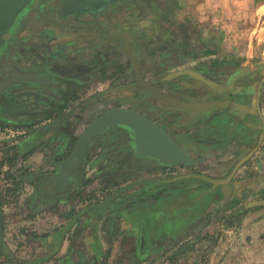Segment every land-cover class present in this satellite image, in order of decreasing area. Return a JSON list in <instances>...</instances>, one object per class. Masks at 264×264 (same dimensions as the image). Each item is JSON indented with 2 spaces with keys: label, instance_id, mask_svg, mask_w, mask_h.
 Here are the masks:
<instances>
[{
  "label": "crops",
  "instance_id": "crops-1",
  "mask_svg": "<svg viewBox=\"0 0 264 264\" xmlns=\"http://www.w3.org/2000/svg\"><path fill=\"white\" fill-rule=\"evenodd\" d=\"M161 1L162 6L172 3L173 7L164 8L176 14L177 22H205L200 25V33L189 29V36L194 35L192 38L202 44L200 51L204 56L216 55L219 44L233 49L235 55H249L245 34L252 27L250 22H261L263 13L259 18L258 14L264 9V0ZM220 30L221 35H217ZM206 41L213 47L206 48ZM240 43L243 50H235ZM238 68L245 77L232 82L236 90L227 97L229 104L208 113L198 112L202 117L198 119L205 122L187 135L189 140L198 141L199 148H204L193 151L202 155L203 162L216 156V162H226V173L239 157L251 154L230 179L233 186L248 187L244 186L241 196L229 198H243L240 200L249 209L226 214L224 221L233 222L223 223L222 232L214 234L209 228L225 214L217 215L211 210L213 206L202 200L207 199L210 185H203L205 191L199 194L200 188L190 187L192 175H181L176 168H121L119 172L129 175L115 181V165L92 166L83 172L78 169L75 176L65 169L54 179L56 167L51 158L56 159L63 150L51 153L45 147H36L38 152L35 149L32 154L36 143L29 140H40V133L47 139L53 131L43 132L40 126L47 120H39L32 130L23 129L17 144L20 158L10 170L15 198L12 204L3 203L5 230L0 241L9 251L8 258L15 260V264H151L168 252L192 250L199 238L208 235L209 241L220 240L217 249L224 248L226 264L264 261V206L253 204L258 190L264 194V73L248 66ZM254 78L260 81L256 82L257 94L252 100L247 82ZM211 169L215 175L223 170L215 166ZM0 194L4 202L3 187ZM184 208L189 211L187 215L182 214ZM253 217H257L255 222ZM168 218L169 224L164 225ZM9 219L13 220L11 225ZM8 225L13 229L9 231ZM206 229H210V236ZM243 255L258 259L239 263Z\"/></svg>",
  "mask_w": 264,
  "mask_h": 264
},
{
  "label": "flooded vegetation",
  "instance_id": "flooded-vegetation-1",
  "mask_svg": "<svg viewBox=\"0 0 264 264\" xmlns=\"http://www.w3.org/2000/svg\"><path fill=\"white\" fill-rule=\"evenodd\" d=\"M132 1L108 0V2H102L83 11L63 14L60 9L65 0H33L21 15L10 40L0 54V85L6 83L5 86L0 87V97L3 99L0 120H6L4 118L8 117L21 120L26 117L25 115H29L28 120L38 116H42L40 120H47L40 127L43 131L44 129L53 130L49 138L39 140L35 137L29 140V143L33 141L37 145L31 151L32 154L39 147H45L46 149H44L48 152V146L51 143L55 148L51 153L63 150L59 157L51 158L56 167V172L53 174L54 179L61 175L64 165L65 169L71 165V161L68 159L85 128L104 112L116 106L132 108L147 114L171 132L181 143L188 146L192 152L196 149H204L198 147L197 140L192 141L187 137L193 130L199 128V124L205 122V120L198 119L201 117L199 116L201 113L190 114L187 110L173 108L174 104L170 101L149 91L141 82L142 78L152 86L164 90L176 98L201 102L228 100L227 97L236 90L232 82L236 83L235 78L245 77L242 75L243 73L240 74L241 70L238 66L230 71L224 66H219L220 63H224V59L220 55L204 56L206 54L200 51L203 47L202 44L187 33H171V36L163 37L159 35L160 33H154V30L149 29V25L144 22H127L126 28H122L123 25L115 20V14L129 6L128 2ZM152 3L154 8L159 6L157 2ZM39 10L44 15L58 18L75 26H59L45 19ZM140 14L142 16L144 13L140 10ZM159 24L161 27L162 24L160 22ZM36 26H41L40 32H37L38 35L44 33L48 39H56L68 31H73L72 35L76 38L86 36L87 39L81 44L76 38L67 41V43L62 42L55 49L49 44L44 50L48 51L44 52L48 54L47 60L40 56L39 53L41 52L35 48L31 49L33 56H31L30 61L34 65L31 69L20 68L21 57H13L12 61L9 62V53L23 52V42L19 41L22 39V35L18 33L20 28L26 31ZM162 28L165 27L162 25ZM86 53L90 54L87 56L89 59L86 58L87 63L84 65L79 64L81 66L76 75L69 72L65 64L57 62L59 57L65 61L67 58L75 59L72 58L74 57L72 54ZM51 59L53 61H49ZM181 65L183 67L178 69ZM170 69L175 70L170 71ZM24 74L45 76L52 79L53 82L42 83L24 79L9 82L12 78ZM260 80L254 78L247 82L248 86H246L252 92V100L257 94L256 86L258 85L256 82ZM22 87H25L23 89L39 88L43 91L47 90V93L50 94L45 95V97L32 94L28 97L31 100L25 102L16 95L17 90ZM80 92H86L85 98H80ZM72 99L77 100L73 106L69 102ZM149 108L158 111V116L147 113ZM23 114H25L24 117L20 118L19 116H23ZM12 115L14 117H11ZM262 131L261 129L259 139L263 134ZM243 157H239L240 159L238 158L234 164H237ZM215 158L216 156L212 159L215 162L210 164V168L204 171L197 170L195 168L197 164L195 166L188 165L190 167L187 169L181 168L180 164L172 166L156 164L154 158L136 154L133 137L128 129L113 125L92 135L83 160L70 174L75 176L79 171L83 172L85 168H92V166L107 168L115 165L116 181L120 178H127L129 175L128 172H119L121 168L137 169L159 166L165 171H170L169 167L177 168L175 170L180 169L181 173L179 174L181 175H192L190 179L193 181L189 183L191 189L200 188L201 190L203 185H207V182L210 183L208 184L210 185L208 191L214 192V194L212 193V196L207 198L208 200L205 198L204 200H207V205L213 206L216 213L221 214L225 209L220 211L221 207H215L219 203L218 201L220 199L227 200L233 196H241L242 193L244 194L243 190L246 185L233 186L230 181L215 184L211 180L197 175V173H201L218 179L226 178L230 174V172L226 173L227 168L223 166L226 162H216L217 158ZM51 160L47 162H51ZM202 163L203 161L198 164ZM13 166L10 168L11 170ZM214 166L223 170L215 175L211 171ZM187 186L186 184L185 187L187 188ZM204 191L205 189H202L198 192L200 194ZM255 196L257 197L256 200L264 198V194L259 190ZM0 204L3 217L1 194ZM259 206H264V204ZM3 230H5L4 226Z\"/></svg>",
  "mask_w": 264,
  "mask_h": 264
},
{
  "label": "rangeland",
  "instance_id": "rangeland-1",
  "mask_svg": "<svg viewBox=\"0 0 264 264\" xmlns=\"http://www.w3.org/2000/svg\"><path fill=\"white\" fill-rule=\"evenodd\" d=\"M152 2H157L159 4V6L154 8V5ZM128 3H129L128 4L129 6H126L125 8L117 11V13L115 14V20L117 21V23H121L123 25L122 28H126L127 22H133V23L144 22L145 24L149 25V29L154 30V33H156V34L160 33L159 35H162L163 37H165V36H171L172 35V34L171 35L167 34L168 33L167 30H169V33H176V34H181L183 32V33H187L189 35L191 33L190 30H194L192 33L196 32V31H197V33H200V31H201L200 25L204 26V23H205V22H194V23H192V22H177L176 14L170 10H165V8H164V7H166V8L173 7V6H171L172 3H169V2H166V4H164L165 6H162L163 1H161V0H133L132 2H128ZM140 10L145 15L142 14V16H141ZM262 13H263V15H262L261 22H255V20H254V22H250L252 27L249 28V31L247 32V34H245L248 36V38H247L248 42L245 43L246 44L245 46L247 47V50L250 51L249 55H247L245 57H241V55H235L236 53L233 54V51H231L233 49L230 50V48L224 47L222 44H219V46L216 47L215 53H216V55H220V57H223V59H224L223 60L224 63H220L221 65H219V66H224V68L228 69V71L234 70V67H236V66H240V67L248 66V67H251L252 69L258 68V70H262V72L264 73V55H263L264 54V20H263L264 9L259 12L258 18H259V16H261ZM159 22L165 28H162V25L160 27ZM206 23H210V22H206ZM40 28H41V26H36V27H32L30 30H26V31H24L23 29L20 28L18 33L22 35V39L19 41L23 42L22 43L23 52H21V53L18 52L17 54L16 53H9L8 57H10V58L7 57L9 59L8 60L9 62L12 61L13 57L14 58L21 57L22 59L20 60V62H21L20 68L31 69L32 66H34V65H32L33 63H31V61H30L31 56H33L31 49L35 48V50H38V52H41V53H39L40 56L44 60H47L48 54L44 53V52H48V51H44V50L48 47L49 44L51 45V47L53 49H55V47L60 46V44L62 42L67 43V41L69 42L70 40L76 38V37H74V35H72L73 31H70V32L68 31V32H65L66 34L64 33L63 35L59 36L56 39H48V36H46L44 33H41V34L39 33V35H38L37 32H40V30H41ZM170 29H172V32H170ZM213 30L217 31V28L213 27ZM244 31H246V29ZM220 33H221V30L217 33V35H221ZM196 37H198V36H196ZM218 37H221V36H218ZM76 39H77L78 43L81 44L83 42H86L85 40L87 39V37L85 36V37L76 38ZM242 44L241 43L238 44V46L236 47L235 50L239 51L240 49H242V48H240ZM213 45L214 44L210 43L209 41H206L204 44V46L206 48H208V47L212 48ZM67 50H68V48H67ZM89 51H91V50H89ZM87 53L81 54V55L72 54V56H74L72 58H75V59L67 58V59H65V61L61 60V58L59 57V58H57L58 59L57 62L60 64H65V66H66V68H68L69 72H71V73L73 72V74L76 75L78 73V68L81 66L79 64L84 65V63H87L86 58H88L87 56L90 55ZM82 55H84V56H82ZM238 56H240V57H238ZM14 61L16 62V60H14ZM49 61H53V59H51ZM5 64H6V62H5ZM5 64H4V66H5ZM231 66H233V67H231ZM96 86H94V87H96ZM23 88H25V87L18 89L16 95L19 98H22L23 101H25V102H27V101L29 102L28 97L32 96V94L38 95V96H43V97H45V95L48 96L50 94V93H47V90L43 91L42 89H39V88H28V89H23ZM79 94H80L79 95L80 98H85V96H86V92H80ZM34 97H33V99H35ZM2 100H3L2 97H0V105H1ZM69 102L73 106L74 103L77 102V100L72 99ZM0 112H2V110ZM146 112L152 116H158L157 115L158 111H154V109H152V108H149ZM24 115L25 114H23V116ZM25 116L26 117L24 118V120H12L11 122H7L5 120H3V121L0 120V189L3 187L4 194H5L3 196V199H4L3 203H5L6 205L12 204L13 203L12 201L15 198V196H14L15 193L11 189V184H10L9 178L12 177L10 168L13 166V164L18 162V159L20 158V156H19L20 153L18 151L17 144L19 143V141L23 135V129H25L28 132L29 129L32 130L31 128H33V127H35V125H37L36 122L34 124L28 125L27 120H26L27 115H25ZM159 120H162V119H159ZM26 126H27V128H26ZM48 148H49L48 152L55 150L52 143L48 146ZM37 152H38V150L36 151V153ZM213 161L214 160H212V159L209 162H208V160L204 161L202 164H197L195 166V168L197 170H201V171L202 170L203 171L208 170V168H210L209 167L211 164L210 162H213ZM178 170H180V169H178ZM204 186H206V184ZM201 189H203V186ZM240 199H243V198L240 197ZM240 199H237L236 201L233 200L230 202H225L224 200H219L223 203L221 205L219 203H217V205H215V207L216 206L218 208L221 207L220 211L222 209H225L224 211H222L221 215H223V212H225V214H224V217H221L219 215L220 220H217L214 225L211 223V226L209 227L211 229V230L209 229L211 232H213L214 234H216L220 231L222 232L223 231L222 230L223 223L225 225H230L229 223L233 222L232 219H231L232 221L229 220L228 222H225L224 219H225V216H227L226 214L234 212V210L237 211L239 206H242L243 204H245ZM261 211H263V209H261L259 212H261ZM217 215H218V213H217ZM256 218L257 217L252 218L253 222H255L257 220ZM169 220H170L169 218L166 219V221H164V225H166L169 222ZM11 223H13V220H11V222H10V219H9L8 224L11 225ZM234 223H236V222L234 221ZM232 225H235V224H232ZM7 228L9 229V231L13 229L10 226ZM209 230H207V231L209 232V236H210L211 232ZM208 232H206V234H208ZM221 235H222V233L219 234V237ZM207 237H208V235H207ZM207 237L205 236V237L199 238V242L194 243V247L192 248V250H188V251L186 250L183 252L180 251L177 254H171L170 252H168L164 256V258H159L158 260L150 262V263L151 264H226L224 262V260H226V259H224V257L227 254L225 256H223L225 254L224 248L222 247L223 249H221V248L217 249V246L221 243L220 240L218 239L216 241H213L212 239H210V241L212 240L210 242ZM0 241H1V235H0ZM4 241H5V239H4ZM220 247H221V245H220ZM8 257L9 256L3 255V253H1L0 254V262H2V264H15V260H12ZM191 258H194V260H191ZM255 258L258 259V257L252 256V255H250L248 257L244 256L241 258L242 260H240L239 263L240 262H251V260H255ZM257 262H262V261H257Z\"/></svg>",
  "mask_w": 264,
  "mask_h": 264
},
{
  "label": "water",
  "instance_id": "water-1",
  "mask_svg": "<svg viewBox=\"0 0 264 264\" xmlns=\"http://www.w3.org/2000/svg\"><path fill=\"white\" fill-rule=\"evenodd\" d=\"M112 1V0H111ZM33 0H0V54L6 47L10 40L21 15L31 5ZM102 2H108V0H65L60 11L63 14L70 12H79L88 8H92ZM40 9V8H39ZM40 11V10H39ZM40 13L45 19L52 21L59 26H75L72 23L59 20L58 18H52L48 15ZM119 37V36H115ZM28 80L34 82L51 83L52 79L45 76L24 74L12 78L9 82L15 80ZM141 82L145 87L174 104L173 108L189 111L190 114L196 112H210L217 108L224 107L229 104L228 100H211L193 102L188 100H182L172 96L164 90L158 89L152 86L147 80L142 78ZM3 83L1 86H5ZM50 125V124H47ZM113 125L123 126L128 129L133 137V144L138 156H149L155 159L154 163L163 164L165 166H172L177 164H186L195 166L202 161V155L197 154L189 150L188 146L181 143L171 132H169L160 123L149 117L147 114L140 112L132 108H125L116 106L98 118H96L91 124H89L82 132L76 142V146L73 149L68 161H71V165L68 168L69 173L74 171L79 163L83 160L87 146L94 133L106 130ZM251 157V154L244 156L237 164L232 165L230 174L224 179H218L213 176L197 173L200 177L211 180L215 184L222 182H228L238 171L242 163ZM65 169L61 170V174ZM255 205L264 204V198L254 201ZM3 217L0 204V234L3 235Z\"/></svg>",
  "mask_w": 264,
  "mask_h": 264
},
{
  "label": "trees",
  "instance_id": "trees-1",
  "mask_svg": "<svg viewBox=\"0 0 264 264\" xmlns=\"http://www.w3.org/2000/svg\"><path fill=\"white\" fill-rule=\"evenodd\" d=\"M31 100V98L29 99V101ZM33 100V99H32ZM1 106H3V105H0V110H1V108H3V107H1ZM11 117H14L13 115L11 116ZM20 118H22V117H24V116H19ZM29 115H27V118H26V120H27V123H28V125H30V124H34L35 122H38V120H40L41 119V117L42 116H38V117H36V118H30V120H28L29 118ZM6 120L5 121H7V122H11L12 120H18V119H12V118H5ZM21 120H24V118L23 119H21ZM40 129V128H39ZM46 129H44V131L43 132H46L45 131ZM42 133H40V134H38L39 135V138H40V140H42V139H44V136H42L41 135ZM181 165V168H183V169H187V168H189L190 166H188V165H186V164H180ZM171 169H173L172 167H169V170H171ZM208 184H210L209 182H207ZM212 196V193L211 192H209L207 195H206V197L207 198H209V197H211ZM202 200H204V198L202 199ZM208 200V199H207ZM207 200L205 201V204L207 203ZM223 200V199H222ZM225 202H230L231 201V199H227V200H224ZM223 202H221V201H219V204L221 205ZM227 204V203H226ZM206 206V205H205ZM204 207V206H203ZM213 208V207H212ZM211 208V210H214V208L212 209ZM247 209H249L246 205H242V206H239V208L237 209V211L238 212H241V211H243V210H247ZM187 213H189V211H186V209L184 208V210H183V213L182 214H184V215H187ZM1 253H5L7 256H9V251L5 248V245L4 244H2V243H0V254ZM11 256H13V254H11ZM10 257V256H9ZM0 264H2V262H0ZM249 264H264V261H262V262H253V263H249Z\"/></svg>",
  "mask_w": 264,
  "mask_h": 264
}]
</instances>
